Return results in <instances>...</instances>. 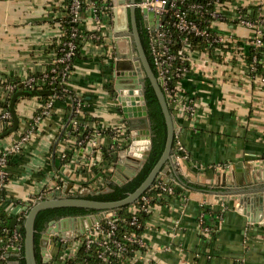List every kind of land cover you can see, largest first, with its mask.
Segmentation results:
<instances>
[{"label": "crops", "instance_id": "obj_1", "mask_svg": "<svg viewBox=\"0 0 264 264\" xmlns=\"http://www.w3.org/2000/svg\"><path fill=\"white\" fill-rule=\"evenodd\" d=\"M228 2L231 16L238 6L257 5V0ZM66 5L64 0H0V83L9 77L20 82L26 74H40L51 65L55 50L48 46L62 40ZM261 10L264 14V2ZM83 22L89 30L95 27L92 14H84ZM223 29L235 36L236 60L227 65L209 60L202 64L197 55L198 73L183 82L186 92L197 99L198 115L185 119L179 131L189 157L178 159L174 167L168 163L161 176L176 186L177 194L169 202H158L143 233V255L149 264H264V217L250 219L259 215L256 201L264 195V76L246 64L254 29L240 24L223 25ZM109 33V28L104 30V42L83 40L82 55L67 81L83 100L82 111L89 116L84 122L94 141L84 146L76 137L73 142L61 137L54 150L56 137L72 124L65 115L73 104L66 97L56 98L52 113L7 165L6 209L15 201L64 187L61 172L72 179L70 191H84L106 178L125 180L139 168L131 159L118 168L114 158L123 142L118 129L125 125L127 135L128 123L112 94L117 51ZM125 34L116 35L122 38L121 45ZM4 103L0 93V115ZM40 104L38 96L17 101L19 129L0 137V151L17 139ZM6 123L0 118V132ZM85 161L93 163L94 171L85 168ZM177 174L209 189H185L175 179ZM243 194L247 198L242 204L238 196ZM202 216L214 228L212 234L202 231ZM124 264H141V260Z\"/></svg>", "mask_w": 264, "mask_h": 264}, {"label": "built area", "instance_id": "obj_2", "mask_svg": "<svg viewBox=\"0 0 264 264\" xmlns=\"http://www.w3.org/2000/svg\"><path fill=\"white\" fill-rule=\"evenodd\" d=\"M263 2L264 0H257V5L262 8ZM114 3L110 4L111 8ZM228 4V0H137L135 2V5L139 6L140 11L146 18L148 13H144V10L153 11L154 13V16L149 19L150 21L152 20V28H149L148 34L149 50L157 71L156 75L166 95L168 104L170 103L174 108L173 116L178 128L175 135V161L189 157L188 150L179 134L182 122L187 118L198 115L197 99L188 94L183 85L185 79L189 77L193 78L198 73V58L196 56L198 55L199 58H202V64H205L213 54L215 56L223 54V61L221 63L230 64L229 49L225 50V48H228L231 44L233 45L235 36L224 31L223 25H233L232 22L235 20V24L254 29V35L250 38V42L253 45L264 44L261 28L264 18L261 17L258 22L246 18L241 10L242 6H238L234 15L231 16L228 13ZM66 6L70 10L71 21L73 22L81 19L83 11L92 14L95 27L90 30L91 33L88 39L90 38L93 41L99 40L104 37V30L112 27L113 10L111 15L101 11L104 15V18H102V15L98 13L95 0H71L69 5ZM103 6H106V4L104 3ZM79 36H81V33H78V28L73 27L70 37L65 41H59L64 46L61 48L60 54L54 51L51 67H47L40 74H26L22 79L23 87L27 89L43 88L48 84L57 82L60 74V82L67 83L66 75L71 72L68 68L72 56L75 54L77 47L76 40L79 39ZM199 41H202L204 44V50L196 47ZM216 44H221V48L216 47ZM212 49L213 51L210 52ZM204 56H206L205 59H203ZM115 57L116 55L113 58ZM60 64H62V69H59ZM18 83L8 79L0 83V93L4 102H9L12 94L18 88ZM59 96L55 94L46 102L43 103L41 101L39 108L28 118L25 128L19 133L17 139L11 142L5 150L0 151V190L6 188L9 178L7 170L8 154L19 152L30 141L42 119L52 113L55 99ZM76 98L78 101L76 111L83 114V100L79 96H76ZM0 118L7 122L6 124L10 123L12 118L11 111L5 109ZM68 123L70 122L68 121ZM71 123L68 129L67 125L65 126L62 139L64 138L73 142L75 137L77 138L75 130L79 126L82 128H86L87 126L84 121L80 122L76 119H72ZM123 126L118 129L119 139L126 136L124 131L125 125ZM83 141L78 140L79 144ZM87 141H94L92 134L88 135ZM64 153L66 154V151ZM87 164H85V167L88 170L94 171L92 167L93 163L89 161ZM102 186H104V182H98L91 189L93 190L96 187ZM154 186L168 190L170 193H174L176 189L173 186L167 185L162 179L157 180ZM91 189L86 191H90ZM41 197L33 195L21 201H15L12 208L8 210L14 212L15 208L20 205L17 213H20L21 216L23 213L25 215L29 204L35 203ZM149 203L150 197L142 194L131 207V211L134 214L130 219V223L138 224L136 210L144 209L152 212L154 207L158 205V203L154 205ZM116 215L115 209L104 211L103 217L84 233L77 232L73 234L69 230L53 231L54 224H50L46 230L42 231L40 237V241L47 238L46 245L40 242L43 261L46 264H72L73 261L74 264H118L119 260H123L124 264L128 261L141 260V264H149L143 255V250L146 246L144 236H137L135 234L119 236L117 234L118 218ZM201 229L203 232L210 234H212L214 229L210 224L205 222L204 216L201 217ZM6 231L8 232L6 237L0 236V264H20L17 258L11 256L20 254L23 236L17 228ZM128 241L137 243L140 245V248H130V254H127V249L129 250L127 247ZM81 250L84 251L82 255L80 254ZM88 259L91 260L89 261Z\"/></svg>", "mask_w": 264, "mask_h": 264}, {"label": "water", "instance_id": "obj_3", "mask_svg": "<svg viewBox=\"0 0 264 264\" xmlns=\"http://www.w3.org/2000/svg\"><path fill=\"white\" fill-rule=\"evenodd\" d=\"M136 1L114 0L115 3L112 7L114 18L109 35L114 38L117 51L113 60L112 94L119 101L120 110L128 123V134L122 138L123 142L117 148L114 158L118 161L116 164L118 168L122 161L131 159L139 163L140 169L130 172L125 180L114 176L113 179L119 184L128 180L117 189L82 197L70 193L72 179L61 172L66 181L64 187L52 190L33 203L26 212L22 223L18 222L16 218L11 220L12 227L22 228L24 264H43L39 252V237L50 218L57 219L63 216L58 220L50 221L51 225L54 224L53 231L70 228L78 229L80 233H84L103 217L104 211L119 208L138 200L163 174L168 163L171 167L175 166L176 156L173 144L178 128L142 38L139 6L135 5ZM144 13H148L150 17L154 16L153 11L144 10ZM120 33H126L125 37L128 38L130 47L129 54L120 49L122 38L116 36ZM45 92L47 91L24 88L20 81L9 102L4 103L8 105L12 113L13 125L2 132L0 137L6 136L19 127L20 118L16 109L19 98L40 95ZM64 129L65 127L55 140L54 150ZM140 139H147L143 150H138V146H136ZM118 157H120L119 160ZM169 173L170 170L167 171V174ZM99 175L101 172L98 173ZM111 189L110 186H107L105 191ZM238 198L243 204L247 195H239ZM256 202L259 215L255 219H250L260 221L264 217V195L257 197ZM90 212L98 213L94 216ZM243 212L246 213V209H243ZM74 214L83 215L74 216ZM41 242L46 245L47 238L42 239Z\"/></svg>", "mask_w": 264, "mask_h": 264}, {"label": "trees", "instance_id": "obj_4", "mask_svg": "<svg viewBox=\"0 0 264 264\" xmlns=\"http://www.w3.org/2000/svg\"><path fill=\"white\" fill-rule=\"evenodd\" d=\"M95 1L97 4L98 13L102 15V18H104V15L102 14L101 11L111 15L112 8H111L110 3L106 6H103L104 5L103 1H101V0H95ZM64 2L67 5H69L71 0H64ZM101 6H103V7L101 8ZM241 10H242V12L246 18L251 19L254 22H258V20L261 17L264 18V14L262 15V10L259 7V5L246 6V7L244 6L241 8ZM63 11H64V15L62 17V27L64 30V34H63L62 40L65 41L68 37H70V32H71L73 27H77L78 33H81V36L78 37L79 39L76 40L77 47L75 50V54H73V56H72V59H71V62H70L69 68H68V70L71 71L74 68V64H75L76 60L79 58V56L82 55L81 50H82V46H83V40H87L89 37V34L91 33V31L87 29L86 25L83 22V15L89 14V12L83 11L81 19H79V21H77V22H73V21H71V14H70L69 8L66 6L65 8H63ZM139 16H140V11H139ZM235 21H233L232 23L235 24L236 23ZM261 28H262V32H263L262 33V39L264 41V22L261 24ZM145 32L143 31V29H141L142 38H143L145 47L147 49V52H148L149 58L151 60L152 66L154 68V71L157 74V71H156V68L154 66L153 59H152V56H151L150 50H149V35H145L144 34ZM96 41L104 42V39L100 38L99 40H96ZM63 46H64V44L61 42L60 43L54 42V43L50 44L48 46V48L49 49L51 48L50 50H55L58 52V54H60V52L62 51L61 48ZM215 46L216 47L218 46L219 48H221L222 45L216 44ZM232 46H233L232 44L229 45V47L225 48V50L229 49V55L231 57V61H235L236 55L234 53V48ZM196 47L204 50V48H203L204 44L202 43V41H199ZM213 49L210 50V52H212ZM247 50H248L246 53V64H248L247 66L249 67V69H251V70L253 69L252 72H254L256 74H262L264 76V44H262V45H253V44L247 45ZM209 61H212V62L215 61V62L221 63L223 61V54L216 55V56L213 54L212 57L210 56ZM51 65L48 66V68L51 67ZM59 69H62V64H60ZM70 73H68L66 75L67 80H68ZM8 80H11L13 82H17L10 77L8 78ZM60 80H61V74L58 77L57 82L48 84L43 88L37 89V90H46L47 91V92L40 94V95H37V96L40 98V100L43 103L46 102L47 100H49L50 98H52L55 94L60 95L58 98L66 97V98L72 100V102H73L72 107H70V109L68 110L65 117L67 120L69 119L70 122L72 121V119H76V120H79L80 122H83L84 118L86 119L87 117H89L88 114L87 113L84 114V112H83V114L82 113L80 114L79 112L76 111L78 101H77L76 94H75L74 90L69 89L67 86V83H62V82H60ZM73 105H74V107H73ZM4 106H5V109H9L8 105L4 104ZM169 106H170L171 112L173 114L174 108L171 106L170 103H169ZM12 125H13V117L11 118V122L4 126V128L2 129L0 134L2 132H4L5 130H7L8 128H10ZM90 132H91V128H89V127L82 128L81 126H79L78 129L75 130L77 140H84L81 144L85 146L86 145L85 142H87L88 135H90ZM10 133H12V132H10ZM10 133H8V134H10ZM173 145H174L173 149L175 151L176 136H175V141H174ZM17 154H18V152L8 154V156H7V164L8 165L13 163V159H14L15 155H17ZM86 162L87 161L84 162V165L85 164L88 165L87 163L89 161L87 163ZM86 169H88V168H86ZM93 169H95V166L93 167ZM139 169L140 168H138V171H139ZM159 179L164 180L162 177H160V178H157L154 181V183H156L157 180H159ZM175 179L178 180V182L185 189H196V190H208L209 189V187H207V185H202V184L190 181L188 178L184 177L181 174H177ZM126 182H124L123 184H119L116 181L112 180L111 178H106V180H104V186H102V187H96V189H93V190L91 189L90 191H86V190H84V191H81V190L72 191L71 190L70 193H72V195L74 194L76 196H81V197L82 196H88V195H94V194H101V193H106V192H110L114 189H117L120 186L124 185ZM154 183L143 193V194H146L150 197V203L149 204L154 205L155 203H158V202L166 203L167 201L169 202L170 200H173V198L175 197V194H177V189H175L174 193H170L168 190H164L158 186H154ZM166 184L176 188V186L173 185V183H171L170 181H167ZM107 186H110L112 189L105 191V188ZM6 191H7L6 188L0 190V236H4V237H6L8 235V232L6 230L11 231L12 228H17L22 234V228L20 229L17 226L12 227L10 225V223H11V220L13 218H16L18 220V222L22 223L23 218L25 216L24 213L21 216L20 213L19 214L14 213V212H11L8 209H6V207L3 203V201L6 198ZM135 202L127 204V205L119 207V208H115V210L117 212L116 217L118 218L117 234L119 236H124V234H135L137 236H142L147 225H148V222L151 220V217H152L151 211L144 210V209H138V210H136L137 223L138 224L130 223V219L132 218V216L134 214V212L131 211V207ZM31 205L32 204H29V208L31 207ZM29 208H28V210H29ZM90 213H94V212H90ZM83 214H87V213H83ZM83 214H74V216L75 215H83ZM67 216H70V215H67ZM61 217H63V216H61ZM61 217H59L57 219L55 217L50 218L49 220H47L46 227L48 226V224L51 220H54V219L58 220ZM103 223L105 224L104 220H103ZM4 229H6V230H4ZM42 231H41V233H42ZM41 233H40V237H41ZM40 237H39V252H40L42 263L46 264L42 259L41 247H40ZM127 247L129 248V250L127 249L126 253L130 254V251H131L130 248H133V249L140 248V245H138L135 242H129V243H127ZM83 252L84 251L81 250L80 254L82 255ZM11 257L17 258L19 260L20 264H24L23 239H22V248H21L20 254L15 255V256H11ZM91 259H88V260L90 261ZM72 264H74V261L72 262ZM118 264H123V260H119Z\"/></svg>", "mask_w": 264, "mask_h": 264}, {"label": "flooded vegetation", "instance_id": "obj_5", "mask_svg": "<svg viewBox=\"0 0 264 264\" xmlns=\"http://www.w3.org/2000/svg\"><path fill=\"white\" fill-rule=\"evenodd\" d=\"M139 11H140V9H139ZM150 19V16H149V14H147V18H146V16L140 11V16H139V21H140V28L141 29H143V31L145 32L144 34L145 35H148L149 34V28L151 29L152 28V20L150 21L149 20ZM126 36V35H125ZM124 36V38H125V40H126V42H124L123 43V47H124V50H126L125 52L127 53V54H129L130 53V47H129V40H128V38H126ZM128 36V35H127ZM117 55V54H116ZM135 66H137V65H135ZM72 194V193H71ZM74 195V194H73ZM50 225V222H49V224H48V226ZM48 226L45 228V230L48 228ZM66 230H69L71 233H77V232H79V230L78 229H66ZM63 231H65V230H63ZM41 242V241H40ZM40 247H41V245H40Z\"/></svg>", "mask_w": 264, "mask_h": 264}, {"label": "bare ground", "instance_id": "obj_6", "mask_svg": "<svg viewBox=\"0 0 264 264\" xmlns=\"http://www.w3.org/2000/svg\"><path fill=\"white\" fill-rule=\"evenodd\" d=\"M147 139H140L137 143L136 146H138V150H143L144 146L146 145Z\"/></svg>", "mask_w": 264, "mask_h": 264}, {"label": "rangeland", "instance_id": "obj_7", "mask_svg": "<svg viewBox=\"0 0 264 264\" xmlns=\"http://www.w3.org/2000/svg\"><path fill=\"white\" fill-rule=\"evenodd\" d=\"M121 47L123 48V50H124V47H123V44L121 45ZM126 51V50H125ZM115 55H116V53H115ZM17 131V130H16ZM15 132V131H14ZM11 134V133H10ZM9 135V134H8ZM135 167H137L138 168V166H136L135 165Z\"/></svg>", "mask_w": 264, "mask_h": 264}]
</instances>
